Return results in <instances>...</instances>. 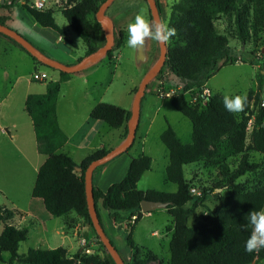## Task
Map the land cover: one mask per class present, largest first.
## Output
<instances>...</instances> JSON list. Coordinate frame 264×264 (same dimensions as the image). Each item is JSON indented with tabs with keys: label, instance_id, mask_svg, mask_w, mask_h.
<instances>
[{
	"label": "trees",
	"instance_id": "obj_1",
	"mask_svg": "<svg viewBox=\"0 0 264 264\" xmlns=\"http://www.w3.org/2000/svg\"><path fill=\"white\" fill-rule=\"evenodd\" d=\"M15 1L5 0L2 7L11 14ZM30 1L25 0L23 4V8L29 15L44 29L52 30L65 37V32L56 23V11L53 7L39 11L31 8ZM61 1L64 7L60 13L71 31L85 44V56L95 52L97 37L93 23L99 22L96 14L106 0ZM144 1L147 3L146 0ZM156 1L163 18L165 8H169L165 5L168 0ZM246 10L251 11V19L245 16L244 11ZM169 14L168 24L176 28L177 35L167 45L168 58L155 79L162 83L161 78L167 75V79L172 78L176 81L180 92L172 95V106L188 118L193 126L190 144H183L170 126L161 135V141L168 149L170 157L166 168V179L177 185L178 190L175 194L139 190L138 183L141 177L152 167V158L141 153L133 158L122 181L111 185L106 192L94 186L96 207L98 203H102L103 208L110 212V218L114 222L127 213H131V216L138 215L137 220L134 223H128L124 229L129 248L126 255L132 257L131 262L125 264H150L157 261L154 253L139 248L133 240L135 228L143 215L141 212L143 201L169 204L166 209L173 219L174 227L170 242L171 260L169 264H254L263 262L264 248L248 253L245 251V243L252 232L248 223V214L251 211L264 210V184L260 182L253 189L244 190L236 181L247 173L257 172L260 168V165L250 162V152L259 153L264 158V108L261 107L264 74L259 73L258 91L251 92L248 104L240 114L231 113L224 107L225 96L222 93H213L212 96L207 97L206 106L200 109L190 104L186 94L194 90L202 94L220 63L224 66L234 64L238 60V58H230V39L220 32L216 21L222 16L234 18L236 35L245 44L251 33L257 36V33L264 29V0H176ZM149 17L153 22L150 9ZM10 19V15L0 16V24L7 25ZM124 40L123 34L115 38L114 48L106 55L108 59L112 60L114 52L123 46ZM26 53L37 65L52 69L37 61L28 52ZM261 59L264 63V55ZM59 73L58 80L47 82L45 93L30 94L25 102V111L33 122L38 151L46 156V161L39 169L32 197L43 200L45 209L53 217L66 218L71 214H76L84 219L85 223L92 228L98 244L107 251L98 238L89 214L85 171L94 161L102 158L110 150L102 149L92 153L79 166L69 155L59 153L66 145L68 137L59 125L57 104L62 84L71 76L68 73ZM253 96L257 106L256 113L251 109ZM90 117L93 120L104 122L113 129L124 127L126 139L131 111L115 105L100 103L92 109ZM253 117L254 126L250 139L247 141L248 128ZM223 139L227 140L228 146L235 155L241 156L240 163L235 170L230 171L227 166L221 167L220 175L226 179L232 195L219 197V207L207 211L206 216L203 217L204 224L190 226L191 217L207 200V190L201 192V196L191 194V189L196 187L193 181L187 180L185 167L199 163H204L208 168L216 166L219 156L218 147ZM135 144L136 140L125 153H130ZM77 167L82 169L80 173L76 171ZM260 171L264 176V170ZM18 214L17 210L0 207V226L4 225L0 233V263L4 262L5 254H9L11 257L9 264H14V262L22 264H97L95 257L81 253L71 257L62 247L30 249L26 254H18L20 245L27 241L29 233L25 228H17L10 224ZM109 257L112 264H116L110 254Z\"/></svg>",
	"mask_w": 264,
	"mask_h": 264
},
{
	"label": "rangeland",
	"instance_id": "obj_2",
	"mask_svg": "<svg viewBox=\"0 0 264 264\" xmlns=\"http://www.w3.org/2000/svg\"><path fill=\"white\" fill-rule=\"evenodd\" d=\"M175 1L176 0H168L167 4H165L169 8H165L164 16L162 18L163 22L168 23L170 17L169 11ZM30 2H32V0ZM3 4L4 3L0 1V6H2ZM23 4H25V0L18 3H16L15 1L13 3V8L11 10V20L7 22V25L10 29L22 35L35 47L44 50L45 43L49 40V37L44 36V33L47 32V30H44L43 27H41L32 17L29 16L28 12L23 8ZM51 4L50 8L53 7V9L56 11V23L68 37L65 38L62 43L55 45V48L63 51H68L71 50L74 45H79V47H81L83 44L82 41L71 31L67 21L60 13L61 9L64 7V3L61 0H51ZM142 9L145 10V14L147 17L148 4L144 0L113 1L106 13L114 23L115 34L118 38L120 37L121 29L126 25L125 23H127V25L133 23L136 14H138ZM2 10L4 9L1 8V12L5 13L6 15H10L9 11ZM244 14L247 18L251 19L250 10L244 11ZM216 26L218 27L220 32L226 34L230 39V58L241 59L242 63H234L224 66H222L223 63H220L219 66H217L218 70L209 79L207 88L213 93H222L224 96L233 97L235 95H247V97H249L252 91H258L257 82L259 73L262 72L264 74V63L261 59L262 55H264V29L258 32L257 36H254L251 33L248 41L244 44L236 35L237 33L234 18L222 16L219 20L216 21ZM127 38L128 34H126V39ZM170 43L171 41L167 43V45ZM123 52H125L126 56L130 57L133 49H123ZM156 53L158 60L160 56V48L158 42L156 45ZM45 55L53 60H56L51 54ZM130 59V61L125 63H121L122 61L111 63L107 57L105 59H99L100 61H102L100 62L101 66H104L107 73L111 76V81L108 82V85H102V90L100 93H96V98L100 99V101H102L103 103L112 105H114L113 103L116 102L122 103L125 99L129 98L128 91L131 88V85L134 82L138 81L143 72L142 68L136 67L135 61L132 60L133 57ZM32 64L33 60L24 52L12 53L11 50H8L7 54L5 55L2 53V49H0V97L3 96V93L5 94L7 91H9L10 87L13 86L18 77V87L19 85L20 87L28 86L31 88V91H33V93H44L47 82L50 81V79H54L56 76H58L59 73L58 71L46 68L42 65H38L39 67L44 68L50 76L49 79H47V81L45 82H34L32 80V76L36 72L42 71H34V67L32 66ZM81 74L85 73L83 72L80 73V75ZM5 76H7L6 79ZM161 79L163 82L168 84L165 93L167 92L173 95L180 92V89L176 85L177 83L175 80H173L172 78L167 79V75L163 76ZM107 86L109 87L108 89L106 88ZM70 88V85H66L62 90V95H64V108L67 104V101L69 100L68 93L70 91ZM77 96L78 95H74V98L70 100L72 103V112H69V108H67V110L64 109V111L67 114H75L77 118H80L83 112L81 111V107H83V105H81L80 98H78ZM186 97L191 105L197 106V108L199 109L202 107L203 99L200 97L199 91L194 90L192 91V93L186 94ZM261 99L264 100V92H262L261 94ZM170 102L171 101L168 100L165 103L168 104V107L164 106L157 126H159L161 122H168L170 126H172L174 131L177 132L180 140L184 144H190L192 141L193 132L192 123L188 118L174 109ZM251 109H253L254 113L257 112V106L255 105L254 96L251 99ZM144 114L145 113L143 112V116ZM237 114H240V112ZM253 124L254 118L251 120L250 126L248 128L247 141H249L250 139V135L254 126ZM157 129L158 127H155V130L148 141V152L149 156L153 159V165L150 170L151 172L144 177L141 183V187H148L147 190L165 192L164 189H167V187L176 188V185L166 180V167H168L167 163H169L168 150L160 140L161 136L159 139L157 138ZM218 148L219 156L216 166L208 168L204 163H199L188 165L185 167V176L187 180L193 181L194 186L198 191L204 192L205 190H207V200L205 204L201 206L191 217L189 221L190 226H197L202 223L204 224L203 217L206 216L207 211L219 207V197H228L232 195L231 189L228 187L226 179L224 177H221L220 175L221 167L227 166L230 171L235 170L240 163L241 156L235 155L231 151L226 139H223L221 141ZM249 158L250 162H254L260 165V168L257 172L247 173L244 177L236 181V183L240 184L244 190L253 189L260 182L264 184V176L262 174V171H260L264 170L263 156L256 152H250ZM4 163H6V161H4ZM4 163L0 162L1 178L7 177L9 172L10 175L13 173V169L7 168L9 167V165L6 166L4 165ZM16 163L15 165H17ZM19 170H25L24 163L20 165ZM2 201L3 199L0 198V207H2ZM5 203L7 204V207L9 209L12 208L9 202L6 201ZM98 210L105 223V209L101 204L98 205ZM154 214V217H149L148 214L143 216V218L135 228L133 240L136 246H138L139 248H142L146 252H153L157 254L160 259H162V262L158 261L150 264H169L171 258L170 242L172 239V232H168V228L172 225V217L167 212V209L157 210ZM58 220L62 221L61 218ZM108 224L109 226H103L108 238L111 240L118 252L121 253L120 256L122 257L124 263H130L132 257L131 255H126L129 251V248L127 246L126 233L124 229H115L114 225H112L110 221H108ZM3 227L4 225L0 226V233L3 230ZM73 229L76 230L77 226H75ZM80 230L81 229H79V232ZM158 233L161 234L160 237H157ZM67 236L68 239H63L61 236H49V245L46 244L47 246L45 245L44 239H40L35 235L30 236L26 242L20 245L18 254H26L30 249H54L58 247H65L68 249H72L69 252V255L74 257L77 253H79L80 249L77 247V242L72 238V236ZM84 236L88 238L87 234L85 233ZM88 256L95 257V263L97 264H112L109 253L103 248V246L98 245L96 248H93L92 253ZM10 260V255L5 254L4 262L0 264H9ZM14 264L22 263L14 262ZM254 264H264V261L258 263L255 262Z\"/></svg>",
	"mask_w": 264,
	"mask_h": 264
},
{
	"label": "crops",
	"instance_id": "obj_3",
	"mask_svg": "<svg viewBox=\"0 0 264 264\" xmlns=\"http://www.w3.org/2000/svg\"><path fill=\"white\" fill-rule=\"evenodd\" d=\"M0 1H2L3 3L4 0ZM1 8L7 10L6 8L0 6V16H9L8 14L6 15L5 13L1 12ZM147 17L148 20L151 21L149 17V6L147 10ZM125 24V26L122 25L124 27L121 29V34L125 36L124 44L120 49H117L114 52L112 60L109 59V61L111 63L121 61V63H125L130 61V58L133 57L132 60L135 61L136 67L142 68L143 72L140 78L138 79V81L134 82L131 85V88L128 91L129 98L125 99L122 103H113L115 106H118L126 111H132V106L136 94L135 90L138 89L147 72L156 64L157 42L148 40L143 47L136 50L133 49L130 57L126 56L125 52H123V49H127L129 47L127 46L128 38L126 39V34H128V25L127 23ZM93 28L97 37V49H100L106 43V35L100 22H94ZM44 30H47V32L44 33V36L49 37V40L45 43V49H38L36 47L39 51H42L43 54H51L59 62L70 66L77 64L78 62H80V59H83L85 57L86 46L83 42L81 47H79V45H74L71 50L63 51L55 48V45L62 43L65 38H68L67 35L65 37H62L52 30ZM116 37L117 36L115 34V38ZM0 49H2V53L5 55L7 54L8 50H11L12 53H26L18 43L11 40L10 38L5 37L1 33ZM105 58L106 57H104L103 59ZM100 62L102 61L94 60L86 67H84L81 71L71 74L69 80L62 84L61 93L57 104L59 125L68 137L66 145L59 151V153L69 155L78 166L84 161L86 157H88L92 153L102 149L111 150L121 145L125 141L124 127L113 129L104 122L93 120L90 117L92 109L96 105L103 103L102 101H100V99L96 98V93H100L103 87L102 85H108V82L111 81V76L107 73L104 66H101ZM32 66L34 67V71L39 70L42 72H47L44 68L39 67L34 60ZM83 72L85 74L80 75V73ZM6 77L7 76H5V79ZM59 78L60 73L54 79L50 80L56 81ZM18 83L19 77L13 84V86L10 87L9 91H7L5 94L3 93V96L0 97V162L4 163V161H6L4 165H9V167L7 168L13 169V173L11 175L9 172L7 177H0V198L3 199V201L1 202V206L8 208L7 204L5 203L7 201L12 206L11 210H17L19 212V214L10 224L14 225L17 228L27 229L29 232L28 238L35 235L40 239H44L45 245H49V236H61L63 239H68L67 235H70L77 242V247L80 249L79 253L83 255H90L93 248H96L99 244L92 228L85 223L84 219L78 217L76 214H71L69 217L61 218L62 221L58 220L60 218L53 217L47 212L43 200L35 199L32 197V191L36 183L39 169L46 161V156L40 154L38 151L33 122L30 116L25 111V102L28 95L42 94L43 92L33 93L30 87H20V85L18 87ZM160 83L161 82L159 81L153 80L149 84L148 88L146 89L145 95L142 98L140 118L136 129V144L134 145L131 152L123 153L107 164L100 166L95 170L93 175V185L103 192H106L111 185L123 180L128 172L133 158L137 157L141 153L149 156L148 141L153 134L155 127H158L156 136L159 139L161 134L170 126L168 122H161V124L157 126L164 106L168 105L165 103L170 100V103L172 105V94L167 92L165 93L168 84L165 82H162L161 84ZM66 85H70L71 88L68 93L69 100L67 101V104L64 108V95H62V90ZM106 88L108 89L109 87L107 86ZM74 95H78L77 97L80 98L81 105H83V107H81V111L83 112L80 118H77L75 114H67L64 111V109L67 110V108H69V112H72V103L70 100L74 98ZM20 111L22 114L20 113ZM143 112L145 113L144 116ZM168 158L170 161L169 151ZM15 163L17 165H15ZM23 163L25 164V170L21 171L19 169L20 165ZM167 164L169 165V163ZM150 170L144 173L138 183V188L141 191H148V187H141V183L144 177L151 172ZM80 172L81 171H78V173ZM164 190V193L175 194L178 190V187L176 185V188L167 187V189ZM99 204L102 205V203H98V205ZM155 212L156 211L152 213H143L141 219L146 214H148L149 217H154ZM98 214L102 226H109L108 221H110L112 225H114L115 229H125V227L129 223V219L131 216V213L124 214L118 219L117 222H114L110 218V212L105 209L104 216L106 221L104 223L99 210ZM75 226H77L76 230L73 229ZM173 228L174 227L172 219V225L168 228V232H172L173 234ZM79 229H81L80 232ZM84 233L87 234L88 238L84 236ZM83 241L86 243V249L89 250V253H86L84 251L85 248L81 246V243ZM62 248L66 249L68 254L72 250L65 247ZM155 256L157 257V261H153L151 263H155L158 261L162 262V259H160L157 254H155Z\"/></svg>",
	"mask_w": 264,
	"mask_h": 264
},
{
	"label": "water",
	"instance_id": "obj_4",
	"mask_svg": "<svg viewBox=\"0 0 264 264\" xmlns=\"http://www.w3.org/2000/svg\"><path fill=\"white\" fill-rule=\"evenodd\" d=\"M21 0H16V3L20 2ZM115 0H106L100 6L96 18L102 24L103 30L106 35V43L100 49H97L95 52L85 56L80 62L75 65H65L60 63L56 60H53L39 51L32 43H30L27 39H25L22 35L15 32L14 30L10 29L7 25L0 24V33L9 37L11 40L18 43L26 52H28L33 58L37 61L42 63L43 65L50 67L52 69L58 70L59 72H64L68 74H74L76 72L81 71L84 67H86L89 63L94 60L103 59L106 57L107 53L114 48L115 45V27L114 23L107 15V10L110 5ZM150 14L153 18V22L162 21L161 13L157 4L156 0H146ZM5 0L3 1V3ZM160 56L155 64V66L150 69L147 74L144 76L143 80L141 81L138 90L135 94L132 111H131V118L128 121V135L125 141L117 146L116 148L111 149L108 153H106L102 158L94 161L85 171V189H86V200L88 204L89 214L91 217V221L93 226L97 232L98 238L106 247L107 251L113 258L116 264H125L122 257L120 256L118 250L115 248L111 240L108 238L101 222L98 217L97 207L94 200V185H93V175L95 170L107 164L111 160L115 159L116 157L120 156L121 154L125 153L134 143L136 138V129L138 126L140 112H141V102L142 98L145 95L146 89L148 88L149 84L155 80V78L159 75L162 68L164 67L166 60L168 58V46L167 44H160ZM76 171H82L81 168H76ZM168 203L163 202H156V201H143L141 203V211L142 213H152L154 211L160 209H166L168 207Z\"/></svg>",
	"mask_w": 264,
	"mask_h": 264
},
{
	"label": "clouds",
	"instance_id": "obj_5",
	"mask_svg": "<svg viewBox=\"0 0 264 264\" xmlns=\"http://www.w3.org/2000/svg\"><path fill=\"white\" fill-rule=\"evenodd\" d=\"M127 46L131 49L143 47L148 40L160 44H167L177 35V30L167 22H151L147 19L145 10L135 16L133 23L128 25ZM224 107L231 113L243 112L248 104L247 95L224 97ZM248 223L252 228L250 237L245 243V251L252 253L264 248V210L251 211L248 214Z\"/></svg>",
	"mask_w": 264,
	"mask_h": 264
},
{
	"label": "built area",
	"instance_id": "obj_6",
	"mask_svg": "<svg viewBox=\"0 0 264 264\" xmlns=\"http://www.w3.org/2000/svg\"><path fill=\"white\" fill-rule=\"evenodd\" d=\"M29 4H30L31 8H34V9L39 10V11H43V10L50 8L51 0H32V2H30ZM236 63H242V60L238 59L236 61ZM47 79H49V74L47 72H36L32 76V80L34 82H45V81H47ZM189 93H191V92H189ZM212 94L213 93L210 90H208L207 88L203 91L202 94H200V97L203 99L202 107L206 106L207 97L212 96ZM261 107L264 108V100L261 101ZM191 194H193L194 196H201L202 193L200 191H198L197 188H193V189H191ZM137 218H138V215L134 214L133 216H131L129 223H134L137 220ZM160 236H161V234L158 233L157 237H160ZM81 244H82V247L85 248V252L89 253V250L86 249V243L83 241Z\"/></svg>",
	"mask_w": 264,
	"mask_h": 264
}]
</instances>
